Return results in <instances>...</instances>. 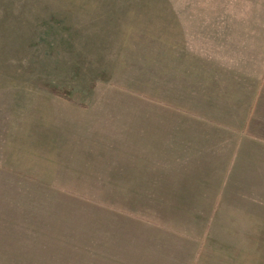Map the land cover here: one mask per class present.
<instances>
[{"label": "crops", "instance_id": "1", "mask_svg": "<svg viewBox=\"0 0 264 264\" xmlns=\"http://www.w3.org/2000/svg\"><path fill=\"white\" fill-rule=\"evenodd\" d=\"M154 3L150 31L110 44L121 62L105 58L126 69V87L96 92L94 106L51 90L34 140L0 143V178L25 181L3 193L74 196V221L62 222L65 207L44 227L69 226L81 243L83 226L95 255L126 264H264V23L225 0Z\"/></svg>", "mask_w": 264, "mask_h": 264}, {"label": "rangeland", "instance_id": "2", "mask_svg": "<svg viewBox=\"0 0 264 264\" xmlns=\"http://www.w3.org/2000/svg\"><path fill=\"white\" fill-rule=\"evenodd\" d=\"M225 1L221 5L255 13L257 22L264 23V0ZM154 5V0H0V143L34 140L30 131L37 113L54 106L51 90L94 106L103 103L96 102L97 93H118L126 87V69L111 70L105 58L110 54L115 56L110 64L121 62L123 54L115 51L114 55L110 44L126 45L127 39H138L137 28L142 33L150 31L152 25L146 27L143 22ZM101 69L111 71L114 78L99 82L96 72ZM126 99L107 100L109 105L121 106L130 104ZM18 181L0 178V264H126L121 252L95 255L97 245L85 239L96 238L83 234V226H74L81 243L66 237L69 226L61 235L55 228L44 227L49 226L47 215L56 222L65 207L62 222L74 221L76 211L68 206L80 202L74 196L3 193L6 186H24V180ZM99 198V202L126 205V196ZM85 209L82 215L95 214ZM51 236L62 242H51Z\"/></svg>", "mask_w": 264, "mask_h": 264}, {"label": "trees", "instance_id": "3", "mask_svg": "<svg viewBox=\"0 0 264 264\" xmlns=\"http://www.w3.org/2000/svg\"><path fill=\"white\" fill-rule=\"evenodd\" d=\"M54 93H55L58 97H61V98L67 99L68 101H71L70 99H68V98L66 97V95H64V94L61 93V92H57V91H55Z\"/></svg>", "mask_w": 264, "mask_h": 264}]
</instances>
